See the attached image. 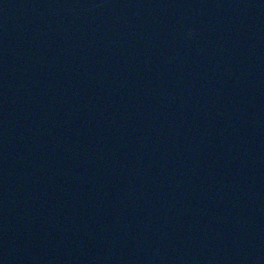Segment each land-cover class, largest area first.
Here are the masks:
<instances>
[{"label":"water","instance_id":"1","mask_svg":"<svg viewBox=\"0 0 264 264\" xmlns=\"http://www.w3.org/2000/svg\"><path fill=\"white\" fill-rule=\"evenodd\" d=\"M0 264H264V0H0Z\"/></svg>","mask_w":264,"mask_h":264}]
</instances>
